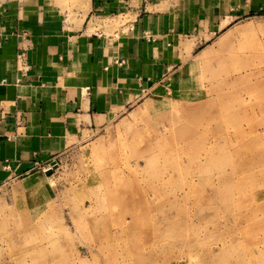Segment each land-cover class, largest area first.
<instances>
[{
	"label": "rangeland",
	"instance_id": "1",
	"mask_svg": "<svg viewBox=\"0 0 264 264\" xmlns=\"http://www.w3.org/2000/svg\"><path fill=\"white\" fill-rule=\"evenodd\" d=\"M250 17L208 43L196 85L1 186L0 264H264V16Z\"/></svg>",
	"mask_w": 264,
	"mask_h": 264
},
{
	"label": "crops",
	"instance_id": "2",
	"mask_svg": "<svg viewBox=\"0 0 264 264\" xmlns=\"http://www.w3.org/2000/svg\"><path fill=\"white\" fill-rule=\"evenodd\" d=\"M251 15L264 0H0V187L196 85L208 43Z\"/></svg>",
	"mask_w": 264,
	"mask_h": 264
},
{
	"label": "water",
	"instance_id": "3",
	"mask_svg": "<svg viewBox=\"0 0 264 264\" xmlns=\"http://www.w3.org/2000/svg\"><path fill=\"white\" fill-rule=\"evenodd\" d=\"M58 166V164L56 162L53 163V168H56ZM53 169H50L48 172H47V175H50L52 173Z\"/></svg>",
	"mask_w": 264,
	"mask_h": 264
},
{
	"label": "bare ground",
	"instance_id": "4",
	"mask_svg": "<svg viewBox=\"0 0 264 264\" xmlns=\"http://www.w3.org/2000/svg\"><path fill=\"white\" fill-rule=\"evenodd\" d=\"M261 174H262V173H261ZM252 189H253V188H252ZM257 190H258V189H257ZM254 199H255V198H254ZM259 202H260V201H259ZM252 203H253V202H252ZM164 213H165V212H164ZM166 215H167V214H165V216H166ZM167 217H168V216H167ZM164 219L168 222V220H167L166 218H164ZM164 219H163V221H165ZM253 219H254V217H253ZM167 224H168V223H167ZM170 225H171V224H170ZM178 229L180 230V229H182V227H181V228H178ZM179 232H180V231H179ZM177 233H178V231H177ZM178 234H179V233H178ZM178 234H177V235H178ZM180 235H181V234H180ZM105 242H106V241H105ZM213 254H214V253H213ZM212 256H213V255H212ZM212 256H211V257H212ZM167 257H168V256H167ZM212 259H213V258H212ZM212 259H211V260H212Z\"/></svg>",
	"mask_w": 264,
	"mask_h": 264
}]
</instances>
